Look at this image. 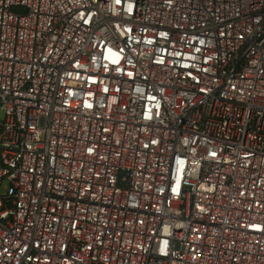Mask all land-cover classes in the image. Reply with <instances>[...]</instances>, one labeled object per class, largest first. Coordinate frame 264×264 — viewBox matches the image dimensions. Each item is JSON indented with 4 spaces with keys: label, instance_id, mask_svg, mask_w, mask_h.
Here are the masks:
<instances>
[{
    "label": "built area",
    "instance_id": "obj_1",
    "mask_svg": "<svg viewBox=\"0 0 264 264\" xmlns=\"http://www.w3.org/2000/svg\"><path fill=\"white\" fill-rule=\"evenodd\" d=\"M0 264H264V0H0Z\"/></svg>",
    "mask_w": 264,
    "mask_h": 264
}]
</instances>
